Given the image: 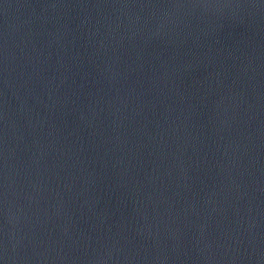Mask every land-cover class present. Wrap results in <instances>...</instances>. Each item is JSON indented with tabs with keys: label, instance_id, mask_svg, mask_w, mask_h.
I'll list each match as a JSON object with an SVG mask.
<instances>
[{
	"label": "water",
	"instance_id": "95a60500",
	"mask_svg": "<svg viewBox=\"0 0 264 264\" xmlns=\"http://www.w3.org/2000/svg\"><path fill=\"white\" fill-rule=\"evenodd\" d=\"M0 264H264V0H0Z\"/></svg>",
	"mask_w": 264,
	"mask_h": 264
}]
</instances>
